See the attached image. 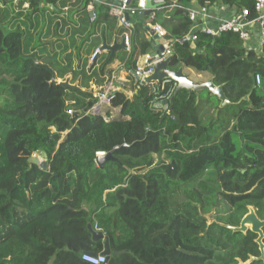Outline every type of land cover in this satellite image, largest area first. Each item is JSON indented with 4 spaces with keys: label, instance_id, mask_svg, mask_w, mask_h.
<instances>
[{
    "label": "trees",
    "instance_id": "16d2710c",
    "mask_svg": "<svg viewBox=\"0 0 264 264\" xmlns=\"http://www.w3.org/2000/svg\"><path fill=\"white\" fill-rule=\"evenodd\" d=\"M197 1L256 16L253 0ZM163 10L156 21L173 46L171 68L209 72L231 101L207 122L202 100L185 89L168 114L152 107L173 95L172 82L154 93L139 83L132 95L114 92L119 116L94 110L117 59L103 51L93 60L94 52L114 32H130V50L118 54L135 72L151 51L141 28L117 26L109 5L0 0V264H91L84 253H101L104 240L93 239L89 223L108 236L115 253L108 264H239L260 256L257 234L222 224L239 226L248 206L264 219V44L257 56L235 32L198 31L195 51L185 41L188 10L169 17ZM100 152L113 159L100 166ZM33 155L46 167L30 162Z\"/></svg>",
    "mask_w": 264,
    "mask_h": 264
},
{
    "label": "built area",
    "instance_id": "2783aa9c",
    "mask_svg": "<svg viewBox=\"0 0 264 264\" xmlns=\"http://www.w3.org/2000/svg\"><path fill=\"white\" fill-rule=\"evenodd\" d=\"M113 1V0H112ZM121 5L107 3L111 7V14L115 16L119 23L126 27L128 30H130V23L126 20L125 13L128 12L131 16L132 15H139L142 14L145 10L146 2L150 1L152 4H160V7L158 9L163 8H172V7H179L182 9L188 10L189 13V19L192 22V29L190 33L187 35L186 40L195 42L197 40V32H204L206 34H209L211 36H219L224 32H235L239 35L240 39L244 42H246L250 38V33L248 30V27L252 25L253 23H257L260 29V41L261 44H264V0H253L256 16L251 18L250 17V10L248 8H242L241 11L232 16L231 18L223 19L221 17L218 18V25L215 27L207 26V25H201V21H208L210 18H213L214 11L211 10V8L207 5H203L197 9L184 7L181 4L178 3V0H139L138 6H127L126 2L128 0H118ZM93 12V11H92ZM155 12V11H154ZM155 16V13H152V17ZM96 18L95 12L92 13V20ZM216 18V17H215ZM153 29L159 34L160 38L164 40V45L166 46L164 51L161 53H158L156 56L148 55L143 58L142 63L137 64V68L134 72V75L139 78L138 83L140 85L145 84L144 78L147 76H150L154 69V64L161 62L168 58L169 56L173 55V46L172 44L166 40L167 32L164 29V27L160 23H155L153 25ZM124 39L125 43L128 45V47L131 44V37L130 32L124 33ZM101 52L99 51V48L94 52L92 55V59L94 60L97 58ZM255 80L257 84H260L262 81V77L260 74L255 75ZM172 82L170 80L164 81L161 87H164L166 83ZM174 85L175 90V84ZM160 87V86H159ZM114 91L109 88L105 89L103 92H96L95 97L98 99L97 103L94 105V110L96 112H102L108 107L113 106L112 100ZM172 95H168V97L159 96L156 97L155 100L152 103V107L161 110L162 112L166 113L169 108V99ZM164 103V104H163ZM106 155L105 152H100L98 154ZM96 230H101L97 226H95ZM83 260L86 262H89L91 264H104L107 261L106 255H103L101 253L99 254H93V253H84Z\"/></svg>",
    "mask_w": 264,
    "mask_h": 264
},
{
    "label": "water",
    "instance_id": "95a60500",
    "mask_svg": "<svg viewBox=\"0 0 264 264\" xmlns=\"http://www.w3.org/2000/svg\"><path fill=\"white\" fill-rule=\"evenodd\" d=\"M106 1V0H104ZM115 4L121 5L118 0H113ZM132 0H128L126 2L127 6L131 5ZM160 7V4H152L150 1L146 2L145 10L141 14V18L150 16L153 10H156ZM126 20L130 21V15L128 12L125 13ZM146 30L150 34L149 41L151 42V46L154 48V52L152 56H156L158 53H161L165 49V45L158 46L160 36L159 34L151 27V25L146 26ZM186 41V40H185ZM158 46V47H157ZM120 49H128V45L125 43V39L123 38L121 41L118 38L114 39L112 45H107L106 42L99 48V51L102 53L103 51L110 52V59L115 56V53ZM172 55L166 58L165 60L154 64L153 73L150 76L144 78V83L147 84L152 93L155 91V85L161 86L164 81L170 80L176 83V88L174 90L173 95L170 97L169 103V112L172 111L173 99L176 93L182 89L188 91L189 95H194L197 98V101L200 100V94L204 91H208L210 96L216 97L219 100V109L229 105L231 101L228 99L223 86L218 85L214 82V78H210L207 81H195L193 80L189 74L185 72V68L183 66L178 69L171 68ZM139 80L138 77H136ZM65 86H71L67 81L61 82ZM76 87V86H72ZM241 100H250V94L244 96ZM264 105V100L261 102V106ZM253 106L252 104L250 105ZM218 111V110H217ZM113 159V152H110L106 155L98 156L96 159L97 164L103 166V164ZM32 163H38V158L33 155L29 159ZM42 167H46L45 162H41ZM248 213L243 216L240 221L239 226H234L230 224H222L226 228L232 230L233 232H241L247 233L249 230L253 233L257 234L256 243L259 245L260 256H251L247 261H241L239 264H251L254 260H264V219H260L252 206H248ZM88 229L92 233L94 240H104V249L101 254L106 255L107 261L104 264H108V261L111 256L115 255L110 249L109 239L104 230H96L92 224H88Z\"/></svg>",
    "mask_w": 264,
    "mask_h": 264
},
{
    "label": "crops",
    "instance_id": "0c3cea01",
    "mask_svg": "<svg viewBox=\"0 0 264 264\" xmlns=\"http://www.w3.org/2000/svg\"><path fill=\"white\" fill-rule=\"evenodd\" d=\"M94 1H97L99 3L108 5L107 2H106L107 0L106 1H104V0H94ZM172 1H174V0H172ZM113 3H114V1H113ZM139 3H140L139 0H132L131 6L134 5V4H137V6H138ZM178 3H179V0H178ZM205 5L209 6L211 8V10L214 11V13H213L214 17L210 18V20H208V21H201L202 22L201 25H207V26H211V27H215V26L218 25V18L219 17H221L223 19L231 18L232 16L238 14L241 11V8L239 9L238 6H231V7L230 6H215V5H210V3H207ZM182 6H185V5H182ZM201 6H203V5H200L197 0H194L191 3H189L188 5H186L185 7L197 9V8H199ZM176 8H179V7L163 8L164 9L163 10L164 16L169 17L171 15V13L173 14V12L175 11ZM92 9H93V7L89 6V10H92ZM158 10H160V9H156V10L152 11V13H155L154 17H152V13H151L150 16L145 17L144 19L141 18V14L132 15V16L129 14L130 15V21H129L130 28L132 30H135L136 28H141V30L139 32V35L141 37H145L147 40H149L150 34L146 30V26L147 25H151V27L153 28V25L155 23H160V22L156 21V11H158ZM113 17H114V20L117 23V26L123 28L122 31L128 30L126 27H124L123 25H121L119 23L118 19L115 16H113ZM248 30H249V33H250V38L246 42L243 43V46L246 49L253 51L257 56H263V45L261 44V41H260V29H259L258 24L257 23H253L252 25H250L248 27ZM115 38H118V40L121 41L124 38V34H122V33L121 34L120 33L116 34L114 32V36H113V39H112V42H111L110 45L113 44ZM186 41H188V40H186ZM188 43L191 46V48H193V50L196 51V48L194 47V42L188 41ZM162 45H164V40H162L160 38L158 46H162ZM120 50L129 51L130 50V46L128 47V49H120ZM120 50H118L115 53V55H117V59H115V61L111 65V68L114 71H113V74H112V78H111L108 86L106 87V89L111 88L114 92H116L118 90H123L127 94L132 95V92H131L132 87L138 84V80H137L136 76L134 75V72H132V71H130V70H128L126 68V64H128V63H126V61L123 60V58H125V54L122 53V54L119 55L118 52ZM199 51H201V50H199ZM105 52H107V51H105ZM153 52H154V48L151 46V51L149 52L148 55H152ZM145 56H147V55L139 56V58L137 60V64L142 63L143 58ZM185 72L187 74H189V76L195 81H207L210 78H214L213 76H211V74L209 72L199 73V72H197L194 69H186V68H185ZM214 82H215V80H214ZM174 84L176 86V83H174ZM157 87H159V85L156 84L155 85V89ZM209 99H210V94L206 90V91H204V92H202L200 94V100L198 101V102H200L202 100V102H203L202 110H203V108L206 109V111L203 110V112H202L203 113L204 122L205 121L207 122V119L210 116H212L213 114L215 116H218L219 111H220V109H219V100L212 98L209 101ZM204 101H205V106H204ZM217 107H218V109H217ZM108 109H110L112 111L114 116L121 115V107L111 106V107H108L105 110H108ZM166 113L167 114L169 113V108H168V111Z\"/></svg>",
    "mask_w": 264,
    "mask_h": 264
},
{
    "label": "rangeland",
    "instance_id": "374dc122",
    "mask_svg": "<svg viewBox=\"0 0 264 264\" xmlns=\"http://www.w3.org/2000/svg\"><path fill=\"white\" fill-rule=\"evenodd\" d=\"M202 105H203V102H202ZM204 106H205V101H204ZM203 110L206 111L205 108H203ZM35 156L38 158L39 163L42 162V161H40L41 158H40L38 155H35ZM213 212H215V210H212V211H211V213H213ZM209 216H210V214H209Z\"/></svg>",
    "mask_w": 264,
    "mask_h": 264
},
{
    "label": "clouds",
    "instance_id": "9594fccd",
    "mask_svg": "<svg viewBox=\"0 0 264 264\" xmlns=\"http://www.w3.org/2000/svg\"><path fill=\"white\" fill-rule=\"evenodd\" d=\"M99 156V155H98Z\"/></svg>",
    "mask_w": 264,
    "mask_h": 264
}]
</instances>
